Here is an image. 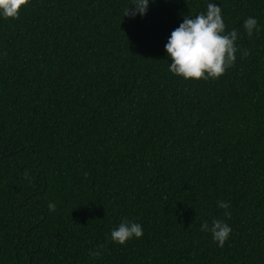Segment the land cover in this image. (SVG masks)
Listing matches in <instances>:
<instances>
[{
  "label": "trees",
  "instance_id": "trees-1",
  "mask_svg": "<svg viewBox=\"0 0 264 264\" xmlns=\"http://www.w3.org/2000/svg\"><path fill=\"white\" fill-rule=\"evenodd\" d=\"M209 3L238 32L236 60L184 80L165 45ZM133 7L31 0L0 15V264H264V0ZM125 219L143 236L120 245ZM214 219L232 229L223 247L201 230Z\"/></svg>",
  "mask_w": 264,
  "mask_h": 264
},
{
  "label": "clouds",
  "instance_id": "clouds-1",
  "mask_svg": "<svg viewBox=\"0 0 264 264\" xmlns=\"http://www.w3.org/2000/svg\"><path fill=\"white\" fill-rule=\"evenodd\" d=\"M30 2L31 0H0V15L5 19H19L21 9L27 7ZM133 2L134 7L127 9L125 16L145 15L149 0H133ZM243 27L249 37L254 31H259L258 22L253 17H248ZM237 39L236 29L226 32L221 7L209 3L206 13H200L195 17L185 16L179 27L171 32L165 45L166 53L171 59L169 71L184 80L219 79L235 63L238 51ZM249 54L248 49L242 52L243 56ZM218 207L225 209V216L230 217L231 213L227 211L230 207L229 203L218 202ZM48 208L50 212L56 211L54 203H49ZM201 230L210 231L219 247L224 246L232 231L227 223L219 219H214L211 225L207 222L203 223ZM142 236V226L127 219L111 232V239L120 245ZM100 254V252L91 253L93 256Z\"/></svg>",
  "mask_w": 264,
  "mask_h": 264
}]
</instances>
